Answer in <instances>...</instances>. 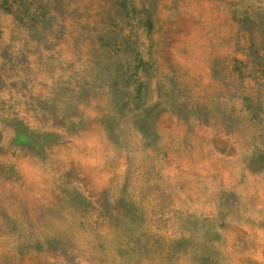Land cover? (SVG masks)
Wrapping results in <instances>:
<instances>
[{
  "label": "rangeland",
  "instance_id": "374dc122",
  "mask_svg": "<svg viewBox=\"0 0 264 264\" xmlns=\"http://www.w3.org/2000/svg\"><path fill=\"white\" fill-rule=\"evenodd\" d=\"M0 264H264V0H0Z\"/></svg>",
  "mask_w": 264,
  "mask_h": 264
}]
</instances>
